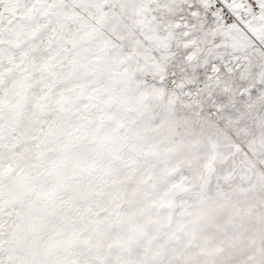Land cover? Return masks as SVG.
Returning <instances> with one entry per match:
<instances>
[{
    "label": "snow or ice",
    "instance_id": "1",
    "mask_svg": "<svg viewBox=\"0 0 264 264\" xmlns=\"http://www.w3.org/2000/svg\"><path fill=\"white\" fill-rule=\"evenodd\" d=\"M0 264H264V0H0Z\"/></svg>",
    "mask_w": 264,
    "mask_h": 264
}]
</instances>
